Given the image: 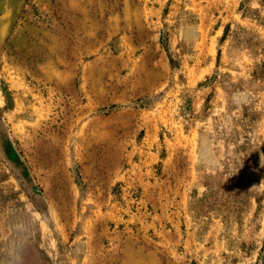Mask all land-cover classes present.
I'll list each match as a JSON object with an SVG mask.
<instances>
[{
    "label": "rangeland",
    "instance_id": "1",
    "mask_svg": "<svg viewBox=\"0 0 264 264\" xmlns=\"http://www.w3.org/2000/svg\"><path fill=\"white\" fill-rule=\"evenodd\" d=\"M0 264H264V0H0Z\"/></svg>",
    "mask_w": 264,
    "mask_h": 264
}]
</instances>
